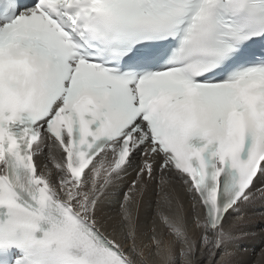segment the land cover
<instances>
[{
	"label": "snow or ice",
	"instance_id": "snow-or-ice-1",
	"mask_svg": "<svg viewBox=\"0 0 264 264\" xmlns=\"http://www.w3.org/2000/svg\"><path fill=\"white\" fill-rule=\"evenodd\" d=\"M258 204L264 0H0V264H234Z\"/></svg>",
	"mask_w": 264,
	"mask_h": 264
},
{
	"label": "bare ground",
	"instance_id": "bare-ground-1",
	"mask_svg": "<svg viewBox=\"0 0 264 264\" xmlns=\"http://www.w3.org/2000/svg\"><path fill=\"white\" fill-rule=\"evenodd\" d=\"M127 183V182H126ZM123 199L121 194L120 200ZM118 208L119 205L117 204ZM249 215H255L256 219L248 227L251 235L247 238L233 242V248L238 250L234 264H264V205L258 204L248 210ZM150 241L145 238V243Z\"/></svg>",
	"mask_w": 264,
	"mask_h": 264
}]
</instances>
